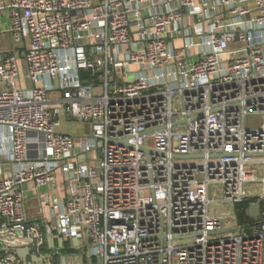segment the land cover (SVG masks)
Listing matches in <instances>:
<instances>
[{"label":"built area","instance_id":"2783aa9c","mask_svg":"<svg viewBox=\"0 0 264 264\" xmlns=\"http://www.w3.org/2000/svg\"><path fill=\"white\" fill-rule=\"evenodd\" d=\"M0 12V264H264V0ZM27 183L52 188L47 219H29ZM247 199L260 212L240 224Z\"/></svg>","mask_w":264,"mask_h":264},{"label":"rangeland","instance_id":"374dc122","mask_svg":"<svg viewBox=\"0 0 264 264\" xmlns=\"http://www.w3.org/2000/svg\"><path fill=\"white\" fill-rule=\"evenodd\" d=\"M3 38L5 39V43H4L5 48L11 49L14 47L13 42L8 38L7 35L3 36ZM68 121H69V123H67V124L64 121H62V125L60 127V129L62 131H64L65 133H69V134H73L75 136H78V135H82V134L84 135V134L88 133L90 130L89 124L85 123V124L81 125V124H78L75 120H68ZM262 121H263V117L261 115H249L246 118V126L248 128H254L255 126H258ZM79 141H80V138H77V143H79ZM261 175H262V172H261V169L259 168L258 177H260ZM247 188L251 192H253V191H259L261 186H260V183L257 182V183L248 184ZM219 191H220V186H218V185L214 189L210 188L209 198L211 199L214 196V194L218 193ZM216 209L223 211V210H221L222 206H218ZM60 252L62 254H74V253L79 254L80 253V251L78 249L73 250L71 252L65 251L64 249H60Z\"/></svg>","mask_w":264,"mask_h":264},{"label":"crops","instance_id":"0c3cea01","mask_svg":"<svg viewBox=\"0 0 264 264\" xmlns=\"http://www.w3.org/2000/svg\"><path fill=\"white\" fill-rule=\"evenodd\" d=\"M1 23H6V14L4 12H0ZM3 41V42H2ZM5 43V39L0 38V46ZM23 189L25 191L26 198V209L28 213V217L30 220H42L45 217V206L44 200L45 197L53 196L52 188H47L45 186H39L37 189H33V185L31 183H27L23 185ZM47 212V211H46ZM47 219V218H43Z\"/></svg>","mask_w":264,"mask_h":264},{"label":"water","instance_id":"95a60500","mask_svg":"<svg viewBox=\"0 0 264 264\" xmlns=\"http://www.w3.org/2000/svg\"><path fill=\"white\" fill-rule=\"evenodd\" d=\"M57 82L54 81V85L56 86ZM177 158H192V157H196V156H176ZM259 212H260V203L258 201L254 202V203H251L249 205V208H248V216L249 218L251 219H255L258 217L259 215ZM52 240L49 241V244L52 245ZM58 243L61 245V246H64V242L62 240H59ZM72 244L77 247L78 244L76 241H72ZM16 253L18 256H20L21 258L25 259L26 256L28 255V249L27 248H24V249H15ZM33 260H36L35 257H32Z\"/></svg>","mask_w":264,"mask_h":264},{"label":"trees","instance_id":"16d2710c","mask_svg":"<svg viewBox=\"0 0 264 264\" xmlns=\"http://www.w3.org/2000/svg\"><path fill=\"white\" fill-rule=\"evenodd\" d=\"M85 75H86L85 71H80L81 77H84ZM249 203H250V199H247L237 206L236 213H237L238 222L240 224H245V223H248L249 221H252V219L249 218L248 213H247V210L249 208ZM63 249L69 252L73 251V249H70L67 247V244L64 245Z\"/></svg>","mask_w":264,"mask_h":264}]
</instances>
